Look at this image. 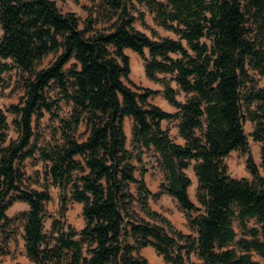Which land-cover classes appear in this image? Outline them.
<instances>
[{"label":"trees","instance_id":"16d2710c","mask_svg":"<svg viewBox=\"0 0 264 264\" xmlns=\"http://www.w3.org/2000/svg\"><path fill=\"white\" fill-rule=\"evenodd\" d=\"M91 1L103 21L112 20L106 28H96L91 13L80 27L76 14L60 11L53 0H0V74L16 68L25 75L23 97L7 109L17 137L5 145L9 124L0 109V254L20 218L32 264H147L137 254L147 246L166 264H187L184 255L190 254L198 260L193 264H264L253 258L264 259V89L246 85L250 70L264 78V0ZM135 3L177 38L152 39L135 29ZM125 49L143 58L146 77L161 82L174 112L148 101L152 89L138 92L124 82L130 72ZM157 74L170 76L178 90ZM178 91L184 101L176 99ZM61 102L69 106L64 116L58 114ZM42 110L58 128L39 146L33 119L38 122ZM124 118L132 121V147L158 155L160 189L187 213L189 234L150 208L155 194L143 170L135 175ZM246 119L260 143V165L248 154L250 179L234 178L225 158L232 151L247 154ZM163 120L177 121L182 143L169 137ZM35 154L59 188L61 213L67 200L82 205L81 229L53 220L45 230L49 193L21 186V166ZM191 162L199 206L187 191L184 169ZM15 201L28 208L8 217Z\"/></svg>","mask_w":264,"mask_h":264},{"label":"rangeland","instance_id":"374dc122","mask_svg":"<svg viewBox=\"0 0 264 264\" xmlns=\"http://www.w3.org/2000/svg\"><path fill=\"white\" fill-rule=\"evenodd\" d=\"M57 7L62 12H73L80 19V27L83 26V21L89 17L90 13L92 18L95 20L96 28H106L109 26L111 21H103L100 12L95 9V3L91 0H53ZM132 14L135 18L133 22V27L152 39H158L162 37L177 38L171 31L164 30L158 26L153 18V14L148 12L146 8L138 3H135L132 9ZM125 54L129 59L130 72L127 79L124 82L132 87V89L141 91L142 88L152 89L155 93L151 95L148 99L150 103H153L165 111L174 112L175 108L167 103L162 95L163 86L160 81L150 80L146 77L144 72V60L137 53L130 49L124 50ZM144 54L147 56V49L144 50ZM52 55L45 57L38 64V68L46 66ZM72 63V62H71ZM70 65V63H69ZM250 81L247 82L249 88H263L264 89V78L258 75L256 72L250 70ZM25 77L18 69L12 68L10 71H6L0 74V109L5 113L7 121L9 124V129L7 131V139L3 144H7L10 140L17 137L14 126L11 123L13 114L7 109L11 104H17L23 97L24 91L22 87L23 78ZM159 80H166L167 83L178 90L177 85L174 81L170 79V76L157 74ZM53 96V92H50ZM185 95L178 91L176 99L179 101L185 100ZM254 106L252 105L251 108ZM69 106L60 103V109L58 110L59 116H64L68 113ZM176 120H163L161 121V127L168 132L169 137L177 143H182V139L177 134ZM131 125L132 121L129 118H124L123 120V130L125 134V147L131 152L133 159L132 164H134L136 170L135 175L138 177L140 170L144 171L143 179L147 188L155 194V196L148 199V204L150 208L156 211L158 214L164 216L168 219L173 227L183 234H189L190 230L187 222V213L179 208L176 201L163 193L160 189V185L164 181L163 171L161 169L158 155L152 149H141L138 151L134 149L131 144ZM34 127V138L37 139V144L43 146L48 141H51L52 136L57 133L58 121L51 117V114L42 110V116L38 122L33 119ZM244 132L247 136V154L241 151H232L225 158V163L227 166V171L231 177L234 178H247L250 179V175L246 170L245 161L248 154L252 157L253 161L259 166L260 165V143L256 142L250 136L253 129V123L248 119L243 122ZM80 132L84 129L81 127ZM192 164L184 169L186 175L190 178V185L188 187V195L191 201L199 206L195 199L196 191V179L192 171ZM46 164L41 161L38 154H35L32 158H27L22 166L21 170L23 172V180L21 186L26 188H32L36 190H45L50 195V200L44 202L45 218L44 226L45 230L48 232L51 228L53 220H57L64 226L69 225L75 230H79L84 225V220L81 213L82 205L78 202L67 200L66 209L63 214L61 213V203L59 199V188L53 185L45 171ZM260 172L261 168L259 167ZM134 191V186L131 188ZM28 208L27 204L21 201H15L6 210V215L8 217H15L20 212L26 211ZM135 212L137 216L149 220V218L141 212L137 207H135ZM22 222L19 219H15L14 222V235L7 241L6 245L3 247V253L0 254V264H32L25 254L24 241L22 238ZM249 226H257L254 220L248 222ZM234 228L240 234V230L237 223H234ZM139 256L146 259L147 264H166L163 261L161 255H159L153 247L147 246L137 253ZM253 258L261 262L264 259L253 253ZM184 259L187 264H193L198 262L195 255L190 254L188 258Z\"/></svg>","mask_w":264,"mask_h":264}]
</instances>
